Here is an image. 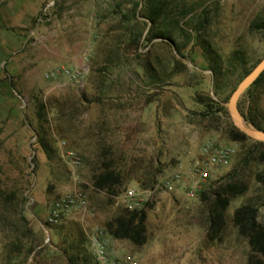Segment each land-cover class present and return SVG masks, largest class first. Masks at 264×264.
<instances>
[{"label":"rangeland","instance_id":"374dc122","mask_svg":"<svg viewBox=\"0 0 264 264\" xmlns=\"http://www.w3.org/2000/svg\"><path fill=\"white\" fill-rule=\"evenodd\" d=\"M11 1L0 0V264H70L66 252L88 250L86 231L105 230L120 207L146 211L147 241L136 246L110 236L113 254H132L138 264H259L255 255L250 262V245L232 223L223 242L208 241L199 194L240 169L249 190L228 214L252 202L264 223V146L228 136L230 98L264 58V27L251 28L264 23V0H208L180 22L184 31L174 41L153 42L150 27L133 14L142 0H45L26 45L25 29L3 11ZM203 15L206 26L194 32ZM139 33L138 46L131 37ZM59 48L83 59L80 82L46 77L76 67L48 65ZM247 90L239 108L264 128V79ZM206 144L231 148L230 163L210 169L193 197L186 179L167 191L165 180L202 159ZM102 151L125 182L112 198L91 182ZM129 189L136 195L127 197ZM77 190L87 196L88 212L50 222L54 203Z\"/></svg>","mask_w":264,"mask_h":264},{"label":"trees","instance_id":"16d2710c","mask_svg":"<svg viewBox=\"0 0 264 264\" xmlns=\"http://www.w3.org/2000/svg\"><path fill=\"white\" fill-rule=\"evenodd\" d=\"M208 0H142L134 4V17L142 18V22L149 26L148 40L153 42L155 39L163 41H174L175 33L183 32V26L180 22L191 15L193 16L197 7L202 6ZM140 8V9H139ZM207 18L203 15L194 32H199L207 24ZM264 27L263 22H253L252 29ZM129 30L131 28L127 27ZM143 34V33H142ZM142 34L131 37L132 44L140 45ZM204 50L209 57L213 52L209 45L204 46ZM178 53L180 49L177 48ZM264 79V72L248 88L258 86ZM210 100L218 105L212 98ZM199 102H203L201 99ZM239 106V105H238ZM41 108H44L42 103ZM246 122L264 131V128L256 122L252 115L241 110ZM41 114L40 112L38 113ZM229 139L235 142H243L251 139L239 131L235 125H230L228 131ZM38 142L45 150L49 158L52 157L53 150L45 135L39 134ZM256 146H264L263 142L255 141ZM91 182L94 190L105 192L110 198L118 196L125 185L120 169L115 166L112 159L108 158V152L102 151L98 159L91 168ZM249 190V183L241 174L240 169H234L223 177L212 182L204 188L199 199L204 209L206 234L210 242H223L229 223L238 230L239 235L243 236L250 245L251 255L250 262L254 263L253 255L258 257L259 264H264V223L259 220V207L252 202L242 203L229 216L228 209L231 203L237 197H241ZM147 214L141 208L120 207L116 214L105 223V230L115 239H127L136 246H141L147 241ZM86 239V238H85ZM88 249V248H87ZM70 264H92V258L88 250L76 248V254L66 252Z\"/></svg>","mask_w":264,"mask_h":264},{"label":"built area","instance_id":"2783aa9c","mask_svg":"<svg viewBox=\"0 0 264 264\" xmlns=\"http://www.w3.org/2000/svg\"><path fill=\"white\" fill-rule=\"evenodd\" d=\"M86 73L84 67H68L59 71H51L46 74L48 79L64 76L68 79L80 82ZM200 157L187 165H180L173 173L171 178H167L164 187L167 191L173 192L175 184L181 180H187L191 185L188 195L195 196L201 183L209 176L212 168L227 166L233 155V150L229 147H213L212 144H206L201 150ZM136 195L135 190L129 189L127 197ZM73 211H81L83 216L88 212L87 196L82 191H75L73 194H67L57 200L52 208L50 222H58L63 217L68 216ZM88 239V251L92 258V264H138L136 257L132 254L117 253L113 254L110 248V235L106 230L95 226L90 231H86Z\"/></svg>","mask_w":264,"mask_h":264},{"label":"crops","instance_id":"0c3cea01","mask_svg":"<svg viewBox=\"0 0 264 264\" xmlns=\"http://www.w3.org/2000/svg\"><path fill=\"white\" fill-rule=\"evenodd\" d=\"M44 1L45 0L36 1L33 5H31L32 10L28 9V6L30 5V0H12L9 4L3 7V11L9 12L10 19L15 25V27L19 29H25V45L28 41V38L33 35V20L38 16L39 12L41 11ZM1 45L2 37L0 38V46ZM71 53L72 50L69 48H65L64 51H61V48H59L56 52L54 51L53 54H49L47 56V63L49 66L58 65L61 63L73 64L75 66L84 65L82 58L77 59L75 57L76 53H74V57H72Z\"/></svg>","mask_w":264,"mask_h":264},{"label":"water","instance_id":"95a60500","mask_svg":"<svg viewBox=\"0 0 264 264\" xmlns=\"http://www.w3.org/2000/svg\"><path fill=\"white\" fill-rule=\"evenodd\" d=\"M264 72V58L254 67V69L246 75L239 86L233 92L230 101L228 103L230 114L235 127L244 133L249 138L264 143V131L259 130L253 126H250L242 115V112L238 106L241 95L255 83V81Z\"/></svg>","mask_w":264,"mask_h":264}]
</instances>
